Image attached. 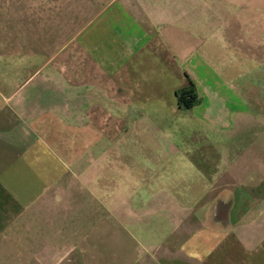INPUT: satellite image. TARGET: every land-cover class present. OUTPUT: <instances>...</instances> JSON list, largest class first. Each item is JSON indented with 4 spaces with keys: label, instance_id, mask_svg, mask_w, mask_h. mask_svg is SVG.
Masks as SVG:
<instances>
[{
    "label": "crops",
    "instance_id": "obj_1",
    "mask_svg": "<svg viewBox=\"0 0 264 264\" xmlns=\"http://www.w3.org/2000/svg\"><path fill=\"white\" fill-rule=\"evenodd\" d=\"M0 264H264V0H0Z\"/></svg>",
    "mask_w": 264,
    "mask_h": 264
},
{
    "label": "trees",
    "instance_id": "obj_2",
    "mask_svg": "<svg viewBox=\"0 0 264 264\" xmlns=\"http://www.w3.org/2000/svg\"><path fill=\"white\" fill-rule=\"evenodd\" d=\"M199 103V98L195 93L194 85L190 82L189 86L180 91L178 95V104L181 109H190Z\"/></svg>",
    "mask_w": 264,
    "mask_h": 264
}]
</instances>
